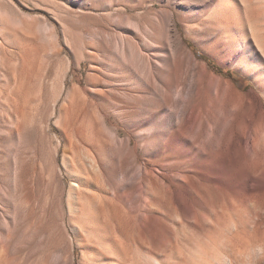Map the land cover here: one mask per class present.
Segmentation results:
<instances>
[{
  "label": "rangeland",
  "instance_id": "rangeland-1",
  "mask_svg": "<svg viewBox=\"0 0 264 264\" xmlns=\"http://www.w3.org/2000/svg\"><path fill=\"white\" fill-rule=\"evenodd\" d=\"M11 1L18 8L12 12L21 19L47 15L58 37L53 50L40 31L32 34L38 43L25 45L37 44L42 52L34 59L33 84L22 88L30 96L23 118L25 133L14 135L6 129L0 140V255L4 258L0 264H123L110 256L125 251L134 257L128 264H264V211L253 201L241 205L233 195L236 139L231 132L236 116L223 104L213 108L205 103L209 110L204 109L198 121L179 119L184 107L197 105L188 95L187 79L192 73L186 61L179 64L177 86L173 75L169 79L173 84L167 96L170 110H149L133 130L119 129L121 122L114 116L105 118L107 105L100 97L95 99L113 86L115 80L108 73L117 75L102 70L99 82L92 85L94 76L87 60L83 70L75 72L77 60L92 45L83 29L118 18L123 10L138 19L146 8L136 2L84 9L65 1L58 5L59 0ZM234 1L236 14L249 15L264 44V25L259 29L256 10L248 7L245 11L242 0ZM65 5L76 12L69 14ZM215 13L213 4L188 23L204 27ZM179 29L195 62L204 63L239 92L258 90V76L241 66L240 56L214 54L220 49H214L218 43L235 49L220 33L209 42H197L181 24ZM201 31L209 33V29ZM206 46H212L213 55ZM11 49L6 42L0 46V127L7 111L4 96L19 92L14 62L9 59ZM20 49L16 46L14 55ZM182 87L178 97L176 91ZM72 103V125L76 113L88 112L89 136L80 135L75 127L70 134L64 133V115ZM217 113L223 121L208 138ZM92 130L104 143L101 159L91 143L97 138H92L96 134ZM201 161L206 163L201 166ZM226 187L230 190H223ZM18 193L25 201L22 209L14 197ZM211 208L219 214L211 213Z\"/></svg>",
  "mask_w": 264,
  "mask_h": 264
},
{
  "label": "bare ground",
  "instance_id": "bare-ground-1",
  "mask_svg": "<svg viewBox=\"0 0 264 264\" xmlns=\"http://www.w3.org/2000/svg\"><path fill=\"white\" fill-rule=\"evenodd\" d=\"M4 1L0 0V46L6 42L12 47L9 52L12 57L9 59L14 62L12 72L15 73L14 79L19 92L16 96H4L7 111L0 127V140L5 138L6 129H10L14 135L22 136L25 133L23 118L30 96L23 89H27L33 84L34 59L42 55L37 44L34 47L25 45L31 41L35 42L36 37L32 34L40 31L44 39L49 42L50 49L53 50L57 48L58 37L56 27L54 29L47 15L21 19L12 12V10H18L12 1L6 0L5 3L8 2V5L5 6L8 8L4 7ZM64 1L70 6L84 9L109 2L113 4L114 2H118V4L136 2L146 8L145 13L138 19H132L128 12L123 10L119 13L118 18L106 19L102 25H94L88 30L83 29L82 31L87 34L92 45L85 48L82 57L77 60L75 72L82 71L87 60L91 64L90 73L94 76L92 85L99 82L102 70L106 73L108 70L114 75L116 74L117 76L113 77L108 73L115 82L111 83L113 86L110 89L96 94L95 99L97 100L98 96L107 105V111L104 112L105 118L114 116L121 122L119 129L133 130L130 128L142 122L149 110H159L163 107L167 111L170 110L167 108V96L168 88L171 90L173 84L171 85L169 79L173 75L176 78L174 85L177 86L179 64L186 61L192 75L187 79L189 85L183 84V86L188 88V95L197 101V105L184 107L179 119L184 122L198 121L204 114V109L209 110L208 106L214 108L221 104L224 105L228 113L236 116V128L231 132V136L236 139L234 157L237 176L233 195L241 202V205L247 201H253L260 211H264V65L258 66V63L264 62V44L262 34L257 33L255 26L250 22L249 15L247 17L237 15L236 13L239 12L234 0H59L57 4H64ZM157 2L160 4L158 9L155 7ZM242 3L245 5V11L248 10V7H253L256 10L259 29L262 28L264 25V0H242ZM213 4L216 6V13L205 22L204 27L191 26L188 23L193 15L207 11ZM130 6L132 7V5ZM40 7H44L43 4ZM66 9L69 14L76 12L74 8L66 7ZM5 14L7 17L4 16ZM180 24L188 35L195 37L197 42H209L213 35L220 33L235 49L231 51L227 46L218 43L214 44V49H220L214 54L227 53L231 55L232 53L233 58L240 56L243 61L241 66L249 73H255L258 76L255 82L258 90L252 88L246 92H239L229 81L211 73L204 63L195 62L193 54L187 49L181 35ZM19 26L22 28L18 29ZM202 29H209V33L202 32ZM250 33L253 36L254 42L252 43L249 41ZM21 38L24 40L22 45L20 44ZM94 42L97 44L96 46H94ZM16 46L21 49L14 55ZM211 47H205L209 55H213ZM17 56L19 57L17 58ZM99 61L102 62V66ZM116 79H119L120 85H115ZM183 88L176 91L178 97H181ZM95 90L98 89L95 88ZM137 100L140 101L139 106L136 105ZM205 103H209L206 108H204ZM74 107L75 105L72 103L67 114L64 115V133L70 134L75 127L80 135L89 136L86 133L88 130L86 127L90 123L88 112L85 111L80 115L76 113L72 125L73 114L69 112L71 111L69 109L74 112ZM220 121L223 119L217 113L211 122L214 128L209 127L208 129V138L214 129H218ZM97 134L96 132L94 136L90 135L93 138L97 137ZM128 142L129 138H126L125 143L128 144ZM91 143L94 144L95 151H99L97 154L101 159L100 153L104 147L101 135L99 138H94ZM1 152L0 150V156H2ZM200 163L203 166L206 162L201 161ZM17 164L20 166L18 162ZM227 171L228 167H226L225 173ZM17 178L18 176L16 180ZM223 190L230 189L226 187ZM218 196L221 197V195ZM14 197L19 200L20 209H22L25 205L22 196L19 194L18 198ZM202 207L207 208L204 203ZM210 212L218 215L220 211L215 213L211 208ZM110 257L123 264H128L134 258L129 251L115 253V256ZM3 260V256L0 255V261ZM114 262L111 261V264Z\"/></svg>",
  "mask_w": 264,
  "mask_h": 264
},
{
  "label": "trees",
  "instance_id": "trees-1",
  "mask_svg": "<svg viewBox=\"0 0 264 264\" xmlns=\"http://www.w3.org/2000/svg\"><path fill=\"white\" fill-rule=\"evenodd\" d=\"M237 81V80H236ZM238 85V84H237ZM239 86V85H238Z\"/></svg>",
  "mask_w": 264,
  "mask_h": 264
}]
</instances>
